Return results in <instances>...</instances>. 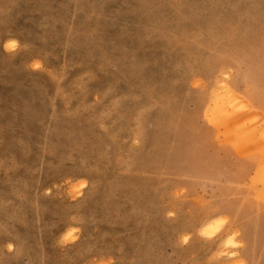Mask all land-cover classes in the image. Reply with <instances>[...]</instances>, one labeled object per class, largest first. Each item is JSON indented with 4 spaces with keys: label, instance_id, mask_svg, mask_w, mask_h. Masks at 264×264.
<instances>
[{
    "label": "rangeland",
    "instance_id": "rangeland-1",
    "mask_svg": "<svg viewBox=\"0 0 264 264\" xmlns=\"http://www.w3.org/2000/svg\"><path fill=\"white\" fill-rule=\"evenodd\" d=\"M0 264H264V0H0Z\"/></svg>",
    "mask_w": 264,
    "mask_h": 264
},
{
    "label": "bare ground",
    "instance_id": "bare-ground-1",
    "mask_svg": "<svg viewBox=\"0 0 264 264\" xmlns=\"http://www.w3.org/2000/svg\"><path fill=\"white\" fill-rule=\"evenodd\" d=\"M231 94H233L231 91H230ZM225 116V114H223ZM217 116L219 117V113H217ZM229 117V116H228Z\"/></svg>",
    "mask_w": 264,
    "mask_h": 264
},
{
    "label": "snow or ice",
    "instance_id": "snow-or-ice-1",
    "mask_svg": "<svg viewBox=\"0 0 264 264\" xmlns=\"http://www.w3.org/2000/svg\"><path fill=\"white\" fill-rule=\"evenodd\" d=\"M15 45L13 44L12 47H14Z\"/></svg>",
    "mask_w": 264,
    "mask_h": 264
},
{
    "label": "clouds",
    "instance_id": "clouds-1",
    "mask_svg": "<svg viewBox=\"0 0 264 264\" xmlns=\"http://www.w3.org/2000/svg\"><path fill=\"white\" fill-rule=\"evenodd\" d=\"M10 250H11V248H10Z\"/></svg>",
    "mask_w": 264,
    "mask_h": 264
}]
</instances>
